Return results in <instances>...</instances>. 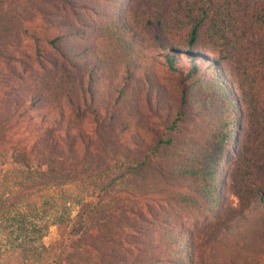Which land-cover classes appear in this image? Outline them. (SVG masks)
Segmentation results:
<instances>
[{"label":"trees","instance_id":"trees-1","mask_svg":"<svg viewBox=\"0 0 264 264\" xmlns=\"http://www.w3.org/2000/svg\"><path fill=\"white\" fill-rule=\"evenodd\" d=\"M65 257L264 264V0H0V264Z\"/></svg>","mask_w":264,"mask_h":264},{"label":"rangeland","instance_id":"rangeland-1","mask_svg":"<svg viewBox=\"0 0 264 264\" xmlns=\"http://www.w3.org/2000/svg\"><path fill=\"white\" fill-rule=\"evenodd\" d=\"M23 1H27V0H23ZM26 42H28V40ZM24 48H26V47H24ZM113 132L114 131H111V133H113ZM229 197H230L232 203L234 205H236L237 199H236V197L234 196V194L232 193L231 190L229 191ZM202 222L203 221L201 219H199V220L198 219L187 220V224L190 225L193 228H196L197 226L201 225ZM55 237H56V228L55 227H51L48 235L43 239V241L46 242V243H50L51 241H53L55 239ZM262 261L264 263V259H262ZM63 264H71L70 259L68 258V261H67V257H65Z\"/></svg>","mask_w":264,"mask_h":264}]
</instances>
